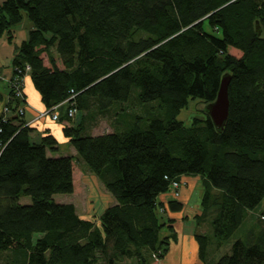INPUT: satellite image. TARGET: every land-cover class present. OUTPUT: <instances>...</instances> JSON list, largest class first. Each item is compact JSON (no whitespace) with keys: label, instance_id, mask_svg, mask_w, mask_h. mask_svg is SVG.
<instances>
[{"label":"trees","instance_id":"obj_1","mask_svg":"<svg viewBox=\"0 0 264 264\" xmlns=\"http://www.w3.org/2000/svg\"><path fill=\"white\" fill-rule=\"evenodd\" d=\"M25 16L31 28L16 46L12 73L24 76L29 64L46 110L64 105L58 119L70 122L63 133L75 155H54L52 134L33 139L25 110L15 112L25 98L9 90L11 113L0 112V251L16 250L13 264H149L176 237L166 211L182 207L171 199L166 208L159 195L172 180L198 175L204 194L195 217L213 207L212 234L193 232L201 264H264L262 221L229 252L208 253L264 198V0H3L0 35L11 40ZM225 73L222 128L205 109L185 127L178 112L190 100L213 101ZM72 93L75 118L67 115L71 99L65 102ZM131 93L158 100L164 116L140 128L116 111L111 130L82 133L85 117L94 116L82 112L91 102L103 114ZM76 159L114 198L98 216L83 218L74 203L53 197L73 191Z\"/></svg>","mask_w":264,"mask_h":264},{"label":"rangeland","instance_id":"obj_2","mask_svg":"<svg viewBox=\"0 0 264 264\" xmlns=\"http://www.w3.org/2000/svg\"><path fill=\"white\" fill-rule=\"evenodd\" d=\"M30 23L28 18L25 16L23 20L13 26V31H15V36L14 39L12 40V43L10 44V47H14V42H20L22 40V34L24 31H26V26ZM7 35L1 34L0 35V57L4 58L5 54L7 53V48L2 45V43H7ZM228 51L239 57L241 55V52L234 48V47H229ZM54 55L55 52L52 49ZM59 65H61L60 61H58ZM133 93V92H132ZM132 93L130 95V99L128 101L123 102V104L117 103L119 105H114L109 108V110L106 113H100L98 112L96 108V103L91 102L90 106L84 111L83 113L87 112L90 110L93 112L94 116L89 119L85 117L84 124H83V134H98L104 131H109L112 129L113 126V121L114 119V112L116 111H121L120 118L122 119L123 113L125 112V116L123 120L126 122L127 120H131V115H132V124L134 123L135 126H138L140 128L146 127L147 123L149 122L150 118L152 117H163L164 116V108L160 107V104L158 100H151L147 102H140L136 99V97L131 98ZM117 102V101H116ZM206 103L201 101V100H190L188 105L184 108H182L178 114H177V119L182 120L184 123L183 125L185 127H189V124L191 123L192 119L194 116L196 117H202L204 115V109H205ZM124 108L123 109H120ZM124 111V112H123ZM72 149V146L67 143V144H61L59 152L62 154H67L70 151L68 149ZM84 162L82 163L79 159H76L74 161V171H73V183H74V189L72 192L69 193H56L53 195L54 199L59 202H72L75 204L77 212L81 214L82 216L86 217H94V215H99L100 212L109 204H111L114 200V198L111 196V194L106 190L102 182L97 178V176L93 173H90L84 166ZM187 176V175H184ZM191 176L190 179L193 178L195 175H189ZM199 177V176H198ZM200 179V177H199ZM194 180V178H193ZM197 184H194L191 186L185 185L188 190H190V202L189 204L195 209L199 210L200 213L202 212V197L204 194V187L202 185L201 179L198 180L196 178ZM187 184V183H186ZM180 189L177 190L178 194L175 195L172 193L170 190L168 193H170V196H178L180 194ZM22 200L29 202L30 197L29 196H22ZM213 207L209 208L207 211L204 212V216L202 215L201 218L195 217L196 218L192 222H188L184 226L185 232H188L191 230V232H200L204 234L211 235L212 234V226L210 223L211 216L213 212L211 211ZM264 198L261 201L260 205L256 207V210H254V213H249L247 215V218L243 223L236 229V231L233 233V235L223 241L221 245H217L214 240L208 245V253L210 257H214L217 259L219 256L229 252L231 243L235 238H245L246 237V230H251L253 232H257V222H260L262 227H264V217L262 214L264 212ZM199 213V214H200ZM260 218L258 220V218ZM198 219V220H197ZM174 223V220L173 222ZM179 226V225H178ZM177 236L180 234V231L182 230L179 227L176 229ZM167 233V229L163 228L161 230V235H164ZM194 237V236H192ZM197 244V243H196ZM187 251L190 253L191 249L190 246L187 247ZM192 255L195 257V249H192ZM172 258L176 257V254L173 252L171 254ZM190 256V255H189ZM191 257V256H190ZM211 260V259H210ZM210 260H207V263L210 264ZM134 259L132 258H127L122 264H132ZM192 262V261H191ZM190 262V264H191Z\"/></svg>","mask_w":264,"mask_h":264},{"label":"crops","instance_id":"obj_3","mask_svg":"<svg viewBox=\"0 0 264 264\" xmlns=\"http://www.w3.org/2000/svg\"><path fill=\"white\" fill-rule=\"evenodd\" d=\"M1 1L3 0H0V2ZM26 27H27L26 31H24V33L22 34L23 36L22 40L26 38L28 30L31 28V23H28ZM15 35H16L15 31H13L12 39L8 40L6 38L7 43L5 42L2 43V45L7 48V53L5 54L4 58L0 57V74L3 73L2 74L3 78L0 77V112H1L2 106L4 105L5 99L9 95L8 93L9 84L5 78H8L9 76L12 75V70H13L12 65H11L12 57L16 50V46L22 41L20 40V42H14V45H13L14 47H10V44L12 43V40L14 39ZM41 55L44 58V63L49 65L47 56H45V54H41ZM22 83H23L22 90L25 96V112H24L23 117L27 122L28 121L30 122L29 126L32 128V132H31L32 138L36 139L45 133L52 134L57 140L58 145H59L58 149L54 152V155L62 154L59 152L60 145L63 143L64 144L69 143L68 137H66L63 133V125L65 123L67 124L70 122L66 120L53 119L49 114L37 116L40 112L46 109L45 105L41 101L40 94L37 91V89L34 87L29 74L24 75ZM63 106L64 105L62 104L57 107L56 110L58 112V115L64 112L65 108H63ZM68 151L70 152L67 154L75 155V149L73 147L72 149L70 147ZM190 178L191 176L189 175L181 177L185 185L191 184V186L194 184H197L196 178H198V180L201 179V178L199 179L198 175L193 176L194 180L193 178L192 179ZM184 184H182L181 189H180V194L178 196H170V193L168 192L161 193L159 195V199L165 203L166 208H168L167 201L171 199H176L182 203V207L180 210L171 211L168 209L166 211V215L170 218H173L174 220V223H172L174 230L179 226L182 230L180 231V234L178 236L175 230L176 237L175 239L170 241L169 247H168V250L165 256L161 259L153 260L149 264H190L191 261H192L191 264H201L199 260V256H198V243L195 240V238L192 237L193 231L191 232L190 230L188 232H185L184 230V226L188 222L194 221L195 220L194 216L199 214L200 211L195 210L189 204L190 197H191L190 190H188ZM20 201L27 202V201L22 200V198H20ZM79 215L83 218H89L86 216H82L81 214ZM188 246H190V249H191L190 253L187 251ZM192 249H195V257L192 255ZM15 251L16 250H12V249L6 250V251H0V264H13L14 263L13 261L16 260ZM173 252L176 254V257L172 258L171 254Z\"/></svg>","mask_w":264,"mask_h":264},{"label":"built area","instance_id":"obj_4","mask_svg":"<svg viewBox=\"0 0 264 264\" xmlns=\"http://www.w3.org/2000/svg\"><path fill=\"white\" fill-rule=\"evenodd\" d=\"M29 70H30V66H29V64L26 63L24 65V67H23V72H24L23 75L28 74ZM17 71L20 72L21 69L18 68ZM2 74H0V77L3 78ZM23 77L24 76H21V77L20 76H15L12 73L11 76H9L8 78H5L7 80V82H8V84H9V90H11L14 93L15 96H17V97H19L21 99L25 98L23 90H22ZM9 99H10V96L8 95L7 98L4 101V105L2 106L1 114L3 116H7V115H9L11 113V108L8 105ZM69 99H71V101H69ZM67 101H69V107L67 108V115L69 117H71V118H75V116L79 113V110H78V108L75 105V94L72 93L67 99H65V102H67ZM58 106H59V104L58 105H54L51 110H46L45 109L44 111L40 112L37 116H42V115L49 114L53 119H58V112L56 110ZM24 110H25V102H22L21 105H18L16 107L15 112L21 114V113H23ZM29 123L30 122L28 121L27 124H29ZM183 183H184V181L182 179H180V180H172V182L170 184V191L172 193H174L175 195H177L178 194L177 190H179V188L182 186Z\"/></svg>","mask_w":264,"mask_h":264},{"label":"water","instance_id":"obj_5","mask_svg":"<svg viewBox=\"0 0 264 264\" xmlns=\"http://www.w3.org/2000/svg\"><path fill=\"white\" fill-rule=\"evenodd\" d=\"M230 74L222 75L216 97L205 106V112L212 120L216 128L221 129L228 117V84L230 81Z\"/></svg>","mask_w":264,"mask_h":264}]
</instances>
